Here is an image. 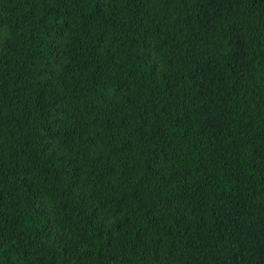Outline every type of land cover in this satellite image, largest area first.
I'll return each mask as SVG.
<instances>
[{"label": "trees", "instance_id": "obj_1", "mask_svg": "<svg viewBox=\"0 0 264 264\" xmlns=\"http://www.w3.org/2000/svg\"><path fill=\"white\" fill-rule=\"evenodd\" d=\"M0 264H264V0H0Z\"/></svg>", "mask_w": 264, "mask_h": 264}]
</instances>
